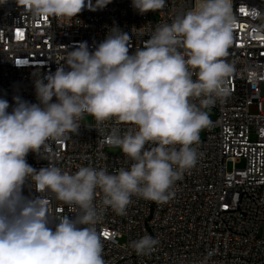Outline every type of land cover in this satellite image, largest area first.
Masks as SVG:
<instances>
[{"label": "clouds", "instance_id": "obj_1", "mask_svg": "<svg viewBox=\"0 0 264 264\" xmlns=\"http://www.w3.org/2000/svg\"><path fill=\"white\" fill-rule=\"evenodd\" d=\"M16 3L35 19L71 20L85 7V0ZM109 3L95 0L89 8ZM165 3L132 0V7L143 15ZM250 15L258 19L264 13L252 8ZM236 24L233 0H196L170 24L157 25L132 54L131 37L119 28L94 51L87 42L68 50L64 64L35 80L38 103L15 96L9 112V102L0 99V264H105L95 227L103 209L125 215L133 196L157 204L174 196L175 183L196 166L194 146L211 123L202 109L229 94L228 81L236 69L225 58ZM84 114L93 116L97 126L110 120L134 126L123 135L113 127L106 137L131 161L130 167L110 174L80 166L70 173L50 157L39 170L27 162L30 152L40 155L49 141L78 133ZM29 183L40 193L54 194L73 217L55 216L44 197L24 196ZM97 190L102 193L99 205ZM158 244L145 234L130 246L137 255L148 256ZM214 254L209 250L200 264H208Z\"/></svg>", "mask_w": 264, "mask_h": 264}, {"label": "built area", "instance_id": "obj_2", "mask_svg": "<svg viewBox=\"0 0 264 264\" xmlns=\"http://www.w3.org/2000/svg\"><path fill=\"white\" fill-rule=\"evenodd\" d=\"M89 4L95 0H85L84 9L71 20L35 19L16 0L0 4V99L9 102V112L15 96L38 103L35 80L55 72L66 52L79 43L87 42L94 51L119 28L130 35L132 54L157 25L170 24L196 0H166L163 9L143 15L132 0H111L94 11ZM252 8L264 13V0H233L237 24L225 59L236 71L228 81L229 94L202 109L212 111L214 121L194 146L196 166L175 183L167 203L133 196L125 215L103 209L95 227L105 264H200L209 250L215 254L208 264H264V16L253 19ZM193 102L199 105L198 99ZM84 117L90 118L89 124ZM79 124L78 133L49 141L40 155L30 152L27 162L39 170L48 166L50 157L70 173L80 166L104 168L110 174L130 167L131 161L106 137L113 127L123 135L133 125L110 120L97 126L89 114ZM97 191L99 205L102 193ZM23 195L48 199L55 216L74 215L54 194L36 191L34 183L24 187ZM145 234L159 244L151 255H137L131 241Z\"/></svg>", "mask_w": 264, "mask_h": 264}, {"label": "rangeland", "instance_id": "obj_3", "mask_svg": "<svg viewBox=\"0 0 264 264\" xmlns=\"http://www.w3.org/2000/svg\"><path fill=\"white\" fill-rule=\"evenodd\" d=\"M204 111H206L209 114L210 120L214 121V113L212 111H209V110H204ZM83 122H84V124H89L90 123V118L89 117H84L83 118Z\"/></svg>", "mask_w": 264, "mask_h": 264}, {"label": "snow or ice", "instance_id": "obj_4", "mask_svg": "<svg viewBox=\"0 0 264 264\" xmlns=\"http://www.w3.org/2000/svg\"><path fill=\"white\" fill-rule=\"evenodd\" d=\"M105 235H107V234H105Z\"/></svg>", "mask_w": 264, "mask_h": 264}]
</instances>
